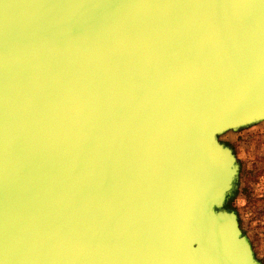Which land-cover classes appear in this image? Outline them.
<instances>
[{"label":"water","instance_id":"obj_1","mask_svg":"<svg viewBox=\"0 0 264 264\" xmlns=\"http://www.w3.org/2000/svg\"><path fill=\"white\" fill-rule=\"evenodd\" d=\"M264 121V0H0V264H263L226 131Z\"/></svg>","mask_w":264,"mask_h":264},{"label":"rangeland","instance_id":"obj_2","mask_svg":"<svg viewBox=\"0 0 264 264\" xmlns=\"http://www.w3.org/2000/svg\"><path fill=\"white\" fill-rule=\"evenodd\" d=\"M218 138L232 148L239 165L228 208L236 212L255 257L264 264V121L226 131Z\"/></svg>","mask_w":264,"mask_h":264},{"label":"trees","instance_id":"obj_3","mask_svg":"<svg viewBox=\"0 0 264 264\" xmlns=\"http://www.w3.org/2000/svg\"><path fill=\"white\" fill-rule=\"evenodd\" d=\"M230 202H231V200L229 199L228 201H227V203H226V206L225 207H229L230 206Z\"/></svg>","mask_w":264,"mask_h":264}]
</instances>
